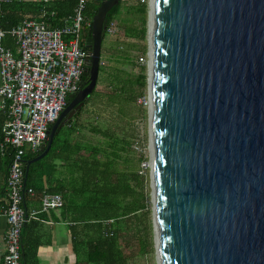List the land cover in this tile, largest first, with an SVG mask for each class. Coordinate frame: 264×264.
I'll return each mask as SVG.
<instances>
[{
    "label": "water",
    "instance_id": "water-1",
    "mask_svg": "<svg viewBox=\"0 0 264 264\" xmlns=\"http://www.w3.org/2000/svg\"><path fill=\"white\" fill-rule=\"evenodd\" d=\"M91 1L86 82L27 166L96 88L107 15L121 0ZM148 31L156 262L264 264V0H153Z\"/></svg>",
    "mask_w": 264,
    "mask_h": 264
},
{
    "label": "trees",
    "instance_id": "trees-1",
    "mask_svg": "<svg viewBox=\"0 0 264 264\" xmlns=\"http://www.w3.org/2000/svg\"><path fill=\"white\" fill-rule=\"evenodd\" d=\"M77 1L51 0L46 5L29 1H12L9 5H0V26L4 31H9L23 19H34L45 12V18L51 26L59 27L73 13ZM121 2L123 0L108 13L107 26L111 23L117 25V16L121 15ZM99 5V2L87 0L82 43L91 34V20ZM146 10V4L139 5L136 9V12L141 16L139 28L136 26L124 27L125 38L145 40ZM107 38L108 35L105 32L101 49H103ZM132 48L134 49V46ZM117 49L115 48L111 53V57L116 60H118ZM141 50L145 53L144 47ZM126 53L127 51L122 52L120 60L125 59V62L132 63V56ZM104 70L100 65L97 81L100 80ZM110 76L112 80L108 81L103 93L108 104L120 107L121 103L132 105L144 96L146 87L144 68H141L139 75L133 78L120 68H116V72H112ZM84 80H86L85 75H83L81 83ZM93 96L100 97L96 88L89 99ZM82 110L74 115L72 121H68L63 126L68 130L66 133L63 134L62 127L55 136L48 154L30 166L31 171L27 179H25V160H32L39 155V151L23 156L24 187L28 188L34 168H45L46 166L56 172L53 160L57 159L60 164L59 168H64L66 174L61 177L55 187L47 186L45 193H58L62 197L63 212L69 215L73 224L75 264H131L135 256L129 253L132 249L131 240L135 239L140 248L137 257L144 259L146 255L154 253L150 208L147 196L143 191L144 178L135 169L125 166L129 162L126 155L131 151V144L119 136L92 127L91 132L104 139L100 144H89L72 139L74 134L79 133L80 126L75 120ZM63 136L64 139H62ZM1 137L0 133V140ZM5 158L9 163V152H6ZM50 179L48 178V180ZM27 222L21 233L20 263L38 264L37 249L41 243L37 238H32L27 233L29 228ZM80 226L81 228H79ZM134 246L136 245L134 244Z\"/></svg>",
    "mask_w": 264,
    "mask_h": 264
},
{
    "label": "built area",
    "instance_id": "built-area-1",
    "mask_svg": "<svg viewBox=\"0 0 264 264\" xmlns=\"http://www.w3.org/2000/svg\"><path fill=\"white\" fill-rule=\"evenodd\" d=\"M48 2L49 0H31ZM9 3L10 0H0ZM87 0H78L72 15L59 27H52L42 12L38 19H26L4 31L0 26V109L5 118L1 126L0 155L9 152L5 181L7 200L3 214L8 224L3 264H21L20 241L24 224L32 217L23 208L25 196L33 190L24 187L23 156L36 153L47 139L49 128L67 104L68 96L80 89L88 51L82 43ZM116 34V24L105 30ZM12 38L16 54L3 45ZM63 204L60 195L45 196L44 210Z\"/></svg>",
    "mask_w": 264,
    "mask_h": 264
},
{
    "label": "rangeland",
    "instance_id": "rangeland-1",
    "mask_svg": "<svg viewBox=\"0 0 264 264\" xmlns=\"http://www.w3.org/2000/svg\"><path fill=\"white\" fill-rule=\"evenodd\" d=\"M151 0H123L121 2V15L117 16L116 34L108 36L101 49L100 65L105 69L97 81L96 92L100 97H92L83 107V110L78 118L77 124L80 126L79 133L74 134L72 139L74 141H81L89 144H100L103 142V137L91 132L92 127L101 129L102 131L110 132L119 136L121 139L131 144V151L127 153L126 158L129 161L125 166L133 168L137 173L144 178V194L147 196L148 205L150 208V221L152 223V203H151V185H150V142H149V110L150 103L148 97V83L147 78L149 74V40L148 33L150 28V10L148 8ZM140 4H146L147 10L145 13L146 19V35L145 40L139 41L133 38H125L123 35V28L127 26L138 27L140 25V15L136 9ZM150 13V15H149ZM149 24V26H148ZM134 46V49L132 48ZM145 48V53L141 48ZM115 48L116 58L111 57V53ZM127 51L126 54L132 56L131 62L122 61L120 57L122 52ZM110 58V60H109ZM99 65V66H100ZM117 69H122L129 73L133 78L140 73V69L144 68L146 76V87L144 89V96L139 98L135 104L110 105L106 102L107 98L103 96L104 90L109 80H112V72ZM99 76V75H98ZM80 110V111H81ZM74 119V117H73ZM72 119V120H73ZM71 120V121H72ZM68 131L63 127V134ZM64 139V136L62 137ZM141 158V159H140ZM143 158V160H142ZM154 234L152 227V242L154 248ZM132 249L130 254L135 255L131 264H157L155 253L148 254L141 259L137 257L139 246L135 239L131 240ZM134 244L136 246H134ZM134 247V248H133Z\"/></svg>",
    "mask_w": 264,
    "mask_h": 264
},
{
    "label": "crops",
    "instance_id": "crops-1",
    "mask_svg": "<svg viewBox=\"0 0 264 264\" xmlns=\"http://www.w3.org/2000/svg\"><path fill=\"white\" fill-rule=\"evenodd\" d=\"M17 2H32V3H43L44 5L50 3L31 1V0H10ZM9 3H1V6L9 5ZM72 15V14H71ZM40 16V15H39ZM34 18V20L38 19ZM28 18L23 19L22 21ZM21 21V22H22ZM19 22V23H21ZM18 23V24H19ZM50 24V22L48 21ZM17 24V25H18ZM15 27V26H14ZM13 27V28H14ZM12 29V28H11ZM10 31V30H9ZM3 45L16 54V45L12 38L6 37L3 41ZM1 86V80H0ZM1 103V98H0ZM5 116L0 109V133L1 126ZM26 152L25 154L27 155ZM34 159V158H33ZM32 159V160H33ZM31 161L25 160L26 164ZM57 171L52 170L51 167L34 168L32 171V178L30 183H28V188L33 190V195H28L24 199L23 208L28 216L35 213V217H31L27 222L29 228L27 233L32 238H37L40 241V245L37 249V260L38 264H75L76 256L73 252V237H72V226L69 219V215L63 212V204L60 208L54 210H44L42 207V200L45 196L56 195L58 193H45L47 186L55 187L57 182L63 177L66 172L64 168H59V161L57 159L53 160ZM36 163V162H35ZM34 164V163H32ZM25 174V179L28 178L29 172L31 171V165ZM8 160L5 155H0V264H3L4 256L6 253V243L5 237L8 230V224L6 218L3 214V208L6 206V186L5 181L8 173ZM48 178H51L48 180ZM60 195V194H58ZM61 196V195H60ZM62 198V197H61ZM63 201V200H62ZM64 203V202H63ZM81 228V226L79 227Z\"/></svg>",
    "mask_w": 264,
    "mask_h": 264
},
{
    "label": "bare ground",
    "instance_id": "bare-ground-1",
    "mask_svg": "<svg viewBox=\"0 0 264 264\" xmlns=\"http://www.w3.org/2000/svg\"><path fill=\"white\" fill-rule=\"evenodd\" d=\"M150 13H151V15H150V32L152 33V23H153V0H151V10H150ZM150 40H151V38H150ZM151 52V51H150ZM151 60H152V58L150 57L149 58V66H150V74H151ZM150 84H152V77L150 76ZM151 104V103H150ZM150 109H152V107H151V105H150ZM151 136V135H150ZM152 137V136H151ZM152 143H151V140H150V155H152V153H153V151H152ZM153 156V155H152ZM152 165V164H151ZM150 165V166H151Z\"/></svg>",
    "mask_w": 264,
    "mask_h": 264
},
{
    "label": "flooded vegetation",
    "instance_id": "flooded-vegetation-1",
    "mask_svg": "<svg viewBox=\"0 0 264 264\" xmlns=\"http://www.w3.org/2000/svg\"><path fill=\"white\" fill-rule=\"evenodd\" d=\"M85 82H86V80H84L82 83H85ZM89 97H90V96H89ZM89 97H88V99L84 102V105L88 102ZM84 105H83V106H84ZM82 108H83V107H82ZM73 117H74V116H73ZM72 119H73V118H72ZM72 119H71V120H72Z\"/></svg>",
    "mask_w": 264,
    "mask_h": 264
}]
</instances>
